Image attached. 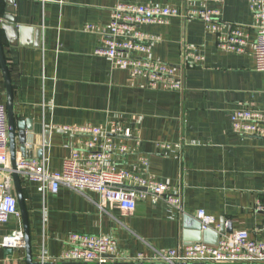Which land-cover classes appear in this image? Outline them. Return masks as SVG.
Returning <instances> with one entry per match:
<instances>
[{
	"label": "crops",
	"instance_id": "0c3cea01",
	"mask_svg": "<svg viewBox=\"0 0 264 264\" xmlns=\"http://www.w3.org/2000/svg\"><path fill=\"white\" fill-rule=\"evenodd\" d=\"M9 3L19 29L7 34L1 28L5 2L0 0V41L12 85L15 121L22 124L32 157L42 160L49 170L60 171L63 160L86 136L61 131L57 126L109 129L115 122L130 128L131 136L115 138L126 151L114 150L109 161L167 183L179 193L183 208L179 212L163 199L146 198L138 201L133 211H123L109 202L102 203L92 191L78 192L61 185L55 193H41L37 183L21 178L36 264L42 251L58 257L72 233L104 234L116 240L124 256L143 254L150 258L156 250L195 242L201 229L198 209L213 216L219 226L210 228L212 239L217 233L245 229L252 239L264 240V215L255 210L264 199V139L236 134L229 118L236 108L264 104V72L256 69L249 52L220 51L215 36L199 20L172 18L166 24H143L140 29L156 38L151 57L180 67L183 73L180 92L150 88L144 79L132 77L114 67L106 56L95 53L108 31L114 0ZM219 9L227 22H251L246 0H223ZM86 25L94 29L89 31ZM184 46L203 59L188 65ZM0 103L6 107L1 68ZM15 129L17 132L19 127ZM15 138L18 157L17 134ZM160 143L168 146L160 147ZM140 156L147 157V164L138 161ZM11 183L15 194L13 179ZM22 227L21 214L19 219L12 216L0 224V235ZM25 263V246H0V264ZM105 264L126 263L109 258Z\"/></svg>",
	"mask_w": 264,
	"mask_h": 264
},
{
	"label": "built area",
	"instance_id": "2783aa9c",
	"mask_svg": "<svg viewBox=\"0 0 264 264\" xmlns=\"http://www.w3.org/2000/svg\"><path fill=\"white\" fill-rule=\"evenodd\" d=\"M223 0H181L177 6L150 5L114 0L110 11L108 31L100 38L95 49L106 56L116 68L124 69L132 77L144 79L150 88L180 92L183 90V73L180 67L153 59L152 43L155 36L140 29L143 24H166L172 18L199 20L205 30L215 36L216 47L225 52H249L258 71L264 72V0H246L251 14L247 25L230 23L220 17L219 5ZM93 30L94 26L86 25ZM184 46L186 63L195 64L203 59L200 54ZM232 130L242 136L264 139V104L259 108L240 107L231 111ZM57 129L86 136L76 145L62 163L60 171L49 170L42 160L16 156L15 169L10 165L7 112L0 103V224L14 216L20 218L17 198L12 190V172L20 179L37 183L41 193L57 192L62 185L78 192L92 191L100 201L109 202L123 211H133L140 200L163 199L167 204L183 211L179 193L167 183L157 181L142 172L127 170L109 161L114 150L126 151V146L116 144L115 138L131 136V129L112 122L109 129L92 125H61ZM160 147H167L164 143ZM138 161L147 164L146 156ZM100 202V203H101ZM255 210L264 215V199ZM202 230L219 228L214 217L203 209L196 211ZM0 246L18 249L24 246L21 229L0 235ZM109 258L124 259L126 264H181L211 263L232 264L264 263V240H255L245 229H235L220 234L216 244L195 242L180 244L160 251L147 258L138 254L133 258L124 256L114 238L104 234L72 233L67 247L58 257H49L43 251L39 264L73 263L105 264Z\"/></svg>",
	"mask_w": 264,
	"mask_h": 264
},
{
	"label": "water",
	"instance_id": "95a60500",
	"mask_svg": "<svg viewBox=\"0 0 264 264\" xmlns=\"http://www.w3.org/2000/svg\"><path fill=\"white\" fill-rule=\"evenodd\" d=\"M4 2H5L4 8L1 14V20L3 21L1 28L4 29L8 34L10 32L12 33L14 31H18L19 28L18 29L15 28L16 21H15V17L11 15L12 9H11L9 0H4ZM0 68H1L2 75H3V80H4V85H5V94H6V111H7L10 165H11V168L14 170L15 161H16V138H15L16 134H17V141L19 143L20 156L23 158H31L32 154L29 151V149L26 148V145H25L26 134L24 130L22 129V124L16 123L15 121V114H14V108H13L12 85H11V80L9 77L6 61H5L4 54H3L1 41H0ZM16 125L17 127H19L17 132L15 129ZM11 176L14 182V190H15V195L17 198L18 209L21 214L22 223H23L22 231L24 235V246L26 250V263L25 264H36V262L33 261L32 255H31V241H30L29 225H28V218H27V208H26L25 201L22 195L21 180L15 171L12 172ZM208 233H210V229H206V230L200 229V234L196 233V237L194 241L195 242H205L209 244H216L219 238L218 233L216 234L214 239H212V237H210ZM61 264H66V263H61Z\"/></svg>",
	"mask_w": 264,
	"mask_h": 264
}]
</instances>
